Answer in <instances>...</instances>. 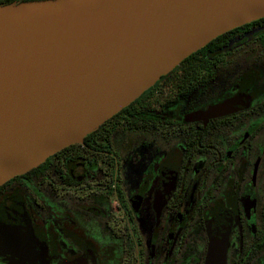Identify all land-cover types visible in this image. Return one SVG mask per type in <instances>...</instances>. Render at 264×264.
Returning <instances> with one entry per match:
<instances>
[{
  "label": "flooded vegetation",
  "instance_id": "af4514ba",
  "mask_svg": "<svg viewBox=\"0 0 264 264\" xmlns=\"http://www.w3.org/2000/svg\"><path fill=\"white\" fill-rule=\"evenodd\" d=\"M245 36L241 72L223 80L233 51L218 72L160 83L1 185L0 264H206L218 231L225 264H264V55Z\"/></svg>",
  "mask_w": 264,
  "mask_h": 264
},
{
  "label": "water",
  "instance_id": "95a60500",
  "mask_svg": "<svg viewBox=\"0 0 264 264\" xmlns=\"http://www.w3.org/2000/svg\"><path fill=\"white\" fill-rule=\"evenodd\" d=\"M264 0H34L0 4V186L96 131ZM241 98L209 108L223 115ZM214 232L206 264H225Z\"/></svg>",
  "mask_w": 264,
  "mask_h": 264
},
{
  "label": "trees",
  "instance_id": "16d2710c",
  "mask_svg": "<svg viewBox=\"0 0 264 264\" xmlns=\"http://www.w3.org/2000/svg\"><path fill=\"white\" fill-rule=\"evenodd\" d=\"M23 1H34V0H0V4L12 3V2H23ZM249 33L248 39L252 42L255 51H261L264 55V18H260L253 22L247 23L243 26L237 27L229 32H226L217 38L213 39L206 46L197 50L186 59H184L177 67L171 72L162 76L158 84L153 85L146 90L140 97L133 101L128 106L124 107L119 113L114 115L108 121L103 123L99 129L87 135V137H96L100 130L109 127L111 123L116 120L117 116L121 113L127 112L129 108H143L145 104L149 102L150 94L155 95L160 83H171L181 80V74H207L218 72V68L221 63L225 62V59L233 55V51H239L241 49V42L245 39V34ZM245 36V37H244ZM262 48V49H259ZM193 77L186 78L185 82L192 81ZM199 81H203L204 77L197 78ZM178 88L177 85L174 89ZM193 86H187V89L192 90Z\"/></svg>",
  "mask_w": 264,
  "mask_h": 264
},
{
  "label": "rangeland",
  "instance_id": "374dc122",
  "mask_svg": "<svg viewBox=\"0 0 264 264\" xmlns=\"http://www.w3.org/2000/svg\"><path fill=\"white\" fill-rule=\"evenodd\" d=\"M233 57H234L233 60L235 62L233 67H232V65L226 66V67L224 66V69L222 70L224 81L229 79L232 76V74H236L237 72H241L242 64L245 63L246 57L242 56L241 50H239L235 55H233ZM226 74H229L228 77H226Z\"/></svg>",
  "mask_w": 264,
  "mask_h": 264
}]
</instances>
